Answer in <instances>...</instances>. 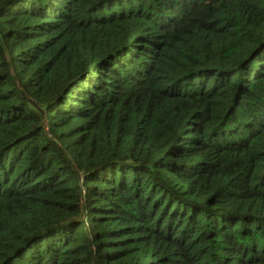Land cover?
Returning a JSON list of instances; mask_svg holds the SVG:
<instances>
[{
    "label": "trees",
    "instance_id": "obj_1",
    "mask_svg": "<svg viewBox=\"0 0 264 264\" xmlns=\"http://www.w3.org/2000/svg\"><path fill=\"white\" fill-rule=\"evenodd\" d=\"M0 264H264V0H0Z\"/></svg>",
    "mask_w": 264,
    "mask_h": 264
}]
</instances>
